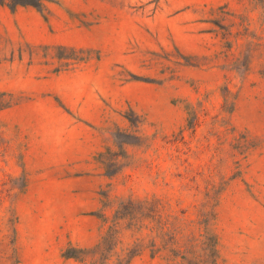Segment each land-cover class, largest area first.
<instances>
[{"label":"rangeland","instance_id":"374dc122","mask_svg":"<svg viewBox=\"0 0 264 264\" xmlns=\"http://www.w3.org/2000/svg\"><path fill=\"white\" fill-rule=\"evenodd\" d=\"M7 3L0 264H264V0Z\"/></svg>","mask_w":264,"mask_h":264},{"label":"trees","instance_id":"16d2710c","mask_svg":"<svg viewBox=\"0 0 264 264\" xmlns=\"http://www.w3.org/2000/svg\"><path fill=\"white\" fill-rule=\"evenodd\" d=\"M49 0H8L7 5L11 8V10H14L17 6H32L38 10H42L44 3ZM4 3V0H0V5ZM100 245L98 244L97 247ZM65 257H75L77 258V255L72 252L71 248L66 249V251L63 253ZM130 258L125 261V263L117 262L115 264H129Z\"/></svg>","mask_w":264,"mask_h":264}]
</instances>
